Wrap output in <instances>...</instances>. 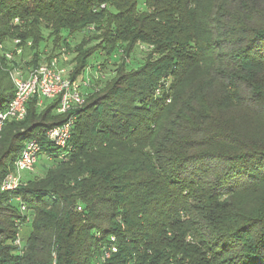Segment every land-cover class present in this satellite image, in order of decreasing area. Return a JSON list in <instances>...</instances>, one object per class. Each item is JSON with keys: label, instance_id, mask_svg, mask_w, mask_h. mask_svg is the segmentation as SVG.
<instances>
[{"label": "trees", "instance_id": "obj_1", "mask_svg": "<svg viewBox=\"0 0 264 264\" xmlns=\"http://www.w3.org/2000/svg\"><path fill=\"white\" fill-rule=\"evenodd\" d=\"M76 35L70 79L100 51L115 67L68 113L33 96L4 123L0 185L30 138L52 163L0 190V264H264V0H0V110L14 67Z\"/></svg>", "mask_w": 264, "mask_h": 264}, {"label": "built area", "instance_id": "obj_2", "mask_svg": "<svg viewBox=\"0 0 264 264\" xmlns=\"http://www.w3.org/2000/svg\"><path fill=\"white\" fill-rule=\"evenodd\" d=\"M14 22L18 23V19L15 18ZM13 43L14 50L5 52L8 59H13L16 55L22 53L20 40L14 39ZM63 52L60 57H53L50 62L40 64L33 69L24 70L14 67L10 71L14 85V95L6 108L0 110V131L7 120H20L26 116V103L33 96L37 97L38 105L41 104L43 98H58V113H68L73 107L83 104L84 97L81 88L90 86V78L87 76L82 78L81 81H77L65 76V68L60 66V60L67 61L68 58ZM74 119L75 116L69 115L63 123L49 128L45 132L46 138L59 147H65L71 135ZM40 152V141L37 138L26 140L19 156L14 161L13 170L7 173L3 179L0 190L3 192L16 190L21 184L20 173L33 170ZM21 209H25L24 205H21ZM15 244H20L19 238H16ZM110 251L115 252L116 248L111 246L108 250H105L102 260L109 257Z\"/></svg>", "mask_w": 264, "mask_h": 264}, {"label": "rangeland", "instance_id": "obj_3", "mask_svg": "<svg viewBox=\"0 0 264 264\" xmlns=\"http://www.w3.org/2000/svg\"><path fill=\"white\" fill-rule=\"evenodd\" d=\"M80 38H81L80 35H76L75 37L70 38V48L68 49V51H71L73 49V47L75 46L76 42ZM4 47H6L7 49H11V48H13V43L7 41L5 43V45H4ZM63 53L70 60L73 57L72 51L69 52V54L67 52H65V51ZM144 56H145L144 52H142L140 46H138L133 51V53L130 55V57L129 58H125V59H126V61L131 60V63H135L136 64V63H139L140 61L142 62V60H143L142 58ZM57 57H60V56H57ZM103 58H104V54H103L102 51L95 53V56L90 59V61H91L90 64L87 66V68L84 71H82L77 76L76 80L77 81H81L82 78L88 76L90 78L91 83H95V85H96L95 87L98 88L100 86V84L102 85V83L99 82V78H101L102 81L108 79V77L111 75V70L110 69H113L115 67L113 64H111L109 62H108V65L106 63L102 64L101 61L103 62ZM18 59H21V58H18ZM24 59L25 60H31V52L27 48H26V51H25ZM61 67L65 68V76L70 78L71 77V73H72V71L74 69L73 68L74 67V63L69 61L68 63L64 64ZM95 87H94V85L90 86V90L93 89V91H94ZM85 88L86 87H82L81 88V92L84 93V94L86 93ZM50 163H52V160L49 157H47L46 154L40 153L38 155V159H37L36 164L34 165L33 170L31 172L22 171L20 173V176L21 177H28L29 175H34L36 173H39L42 170V166L48 165ZM30 231H31L30 224L28 222L24 223L21 226V228H20L21 237L22 238H26L29 235Z\"/></svg>", "mask_w": 264, "mask_h": 264}]
</instances>
